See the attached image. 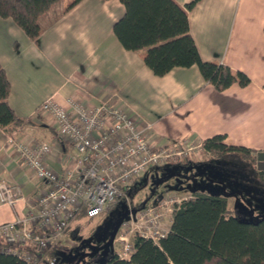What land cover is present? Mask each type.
<instances>
[{"label": "crops", "instance_id": "crops-1", "mask_svg": "<svg viewBox=\"0 0 264 264\" xmlns=\"http://www.w3.org/2000/svg\"><path fill=\"white\" fill-rule=\"evenodd\" d=\"M72 1L61 0L41 18L44 31L37 41L0 17V64L11 85L8 103L23 120L12 135L0 127V180L18 183L22 190L16 206H0V223L29 214L43 185L19 162L11 139L51 144L48 162L59 174L75 168L74 150L38 111L47 100L66 107L116 104L148 126V137L155 141L199 145L223 135L227 145L264 152V0H200L188 12L201 59L251 79L246 87L234 83L224 91L205 81L197 66L156 76L143 54L126 50L114 34L125 13L119 0H82L65 12ZM174 1L184 7L192 0ZM228 196V207L235 209Z\"/></svg>", "mask_w": 264, "mask_h": 264}, {"label": "built area", "instance_id": "built-area-1", "mask_svg": "<svg viewBox=\"0 0 264 264\" xmlns=\"http://www.w3.org/2000/svg\"><path fill=\"white\" fill-rule=\"evenodd\" d=\"M38 111L53 121L58 137L74 150L75 168L67 167L59 174L48 162L51 144L11 139L19 162L43 185L29 214L0 223V240L7 245V252L27 263L58 264L56 256L45 254L61 247L65 233L79 215L84 212L94 218L121 200H125L127 211L112 241L114 246H121L115 253L120 259H128L135 252L137 237L158 243L168 235L173 214L185 199L163 196L137 209L130 203L134 180L152 168L179 162L189 153L209 154L202 144L151 140L148 126H142L116 104L85 107L76 103L66 107L47 100ZM21 191L20 184L0 180V206H16Z\"/></svg>", "mask_w": 264, "mask_h": 264}, {"label": "trees", "instance_id": "trees-1", "mask_svg": "<svg viewBox=\"0 0 264 264\" xmlns=\"http://www.w3.org/2000/svg\"><path fill=\"white\" fill-rule=\"evenodd\" d=\"M60 1L0 0V17L11 19L32 41H37L44 31L41 18ZM81 1L73 0L65 12ZM119 1L125 13L114 24V34L126 50L142 53L146 66L156 76H164L176 67L197 66L205 81L218 91L234 83L241 87L251 83L243 72L233 73L227 65L201 59L190 34L188 18V12L200 0H192L184 7L174 0ZM10 91L9 79L0 64V127L12 135L23 120L8 103ZM225 140V136L217 135L203 142L210 160H221L223 165L239 174L246 173L251 180L264 185V171L257 168V152L227 145ZM83 216L84 212L78 218ZM240 216L236 208L228 207L227 195L195 192L174 212L165 238L156 243L137 237L135 252L128 259L113 254L106 264H264V217L248 221ZM6 248L0 240V264H32L7 252ZM51 255L58 258L53 252L46 253L45 257Z\"/></svg>", "mask_w": 264, "mask_h": 264}, {"label": "rangeland", "instance_id": "rangeland-1", "mask_svg": "<svg viewBox=\"0 0 264 264\" xmlns=\"http://www.w3.org/2000/svg\"><path fill=\"white\" fill-rule=\"evenodd\" d=\"M191 158L193 162L184 163ZM223 163L210 160V155L203 151L199 156L193 154L189 159L183 157L182 162L147 171L134 180L137 191L131 193L130 203L132 207L145 203L152 205L168 195L182 201L195 192H206L229 195L230 201L236 202L242 220L257 221L264 217V185ZM190 193L193 194L187 195ZM125 204V200H121L110 211L94 218L83 216L75 221L60 243L64 248L57 251L59 264H106L114 251L121 247L120 244L114 247L111 242L126 215Z\"/></svg>", "mask_w": 264, "mask_h": 264}, {"label": "water", "instance_id": "water-1", "mask_svg": "<svg viewBox=\"0 0 264 264\" xmlns=\"http://www.w3.org/2000/svg\"><path fill=\"white\" fill-rule=\"evenodd\" d=\"M257 168H258V170L264 171V152H258L257 153ZM122 221H123V219L121 220V222ZM115 236H116V234H115ZM114 237H113V239H114Z\"/></svg>", "mask_w": 264, "mask_h": 264}]
</instances>
